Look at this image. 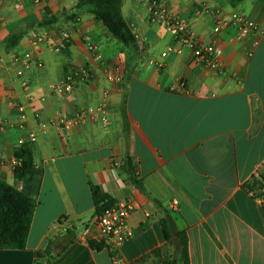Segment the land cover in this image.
Segmentation results:
<instances>
[{
    "label": "crops",
    "instance_id": "obj_1",
    "mask_svg": "<svg viewBox=\"0 0 264 264\" xmlns=\"http://www.w3.org/2000/svg\"><path fill=\"white\" fill-rule=\"evenodd\" d=\"M78 1L0 3V178L27 189L11 169L17 140L27 130L37 131L30 145L42 173L32 185L37 206L27 247L0 250V264H47L49 242L56 254L50 264H132L167 245V212L187 235L190 264H264V204L244 190L264 165V2L164 0L204 44L216 47L223 69L214 71L187 49L163 58L168 47H179L174 32L151 21L145 2L124 0L123 16L139 44L130 69L131 53L93 16L67 19ZM220 14L245 16L260 30L245 37L236 28L216 34ZM53 16L55 24L39 26ZM57 29L72 36L66 51L43 45L36 65L17 62L31 50L34 35L64 33ZM15 35L22 39L10 48ZM90 43L101 59L89 52ZM106 63L118 69L120 83L108 80ZM80 67L91 70L90 82L71 94L53 91ZM181 81L188 93L179 90ZM106 93L104 115L70 131L59 126L60 117L98 106ZM16 103L25 106V130L17 128ZM127 157L138 166L140 186L126 171ZM92 186L132 207L133 237L115 250V258L95 228ZM90 240L105 247L94 250ZM155 263L150 258L145 264Z\"/></svg>",
    "mask_w": 264,
    "mask_h": 264
},
{
    "label": "trees",
    "instance_id": "obj_2",
    "mask_svg": "<svg viewBox=\"0 0 264 264\" xmlns=\"http://www.w3.org/2000/svg\"><path fill=\"white\" fill-rule=\"evenodd\" d=\"M124 0H79L71 14L66 15L68 20L76 21L82 15L89 14L101 23L108 32L117 39L123 47L131 53L133 68L139 58V44L133 27L126 21L122 13ZM244 0H229L232 6ZM264 2V0H262ZM58 21L56 17L41 22L40 27H47ZM22 39V35H15L8 39V47H15ZM127 96V95H126ZM125 96L124 101H127ZM15 158L21 161V165L15 170V176L19 181L27 184V189L20 190L0 178V250H25L37 206L34 198L33 184L39 183L42 173L36 169L33 162L31 145H24L16 151ZM126 171L131 176L134 184L140 186L138 166L131 158L126 159ZM264 172L258 171L252 179L244 185V190L254 199L264 198ZM91 192L96 207V218L113 209L118 203L109 195L103 193L99 187L92 186ZM263 192V193H262ZM171 212H167V216ZM166 216V217H167ZM167 245L156 250L150 256H145L132 264H145L148 259L154 258L155 264H190L188 238L183 232L177 231L172 234L167 218L162 220ZM94 228V227H93ZM96 228V226H95ZM176 240L179 247H176ZM74 240H69L68 243ZM92 249L101 251L105 246L103 243L89 241ZM115 250L112 258H115ZM47 264L54 259L53 246L49 242L45 250Z\"/></svg>",
    "mask_w": 264,
    "mask_h": 264
},
{
    "label": "built area",
    "instance_id": "obj_3",
    "mask_svg": "<svg viewBox=\"0 0 264 264\" xmlns=\"http://www.w3.org/2000/svg\"><path fill=\"white\" fill-rule=\"evenodd\" d=\"M3 0H0V3ZM24 0H16V6L21 7ZM36 4L40 3V0H33ZM148 5L150 11V18L152 22L158 23L170 30L175 34V38L178 44V48L168 47L162 54L163 58H166L169 54H181L182 50L187 49L191 52L194 58L202 62L209 69L214 71H220L223 69V64L217 57L216 47L214 45L204 44L200 38H198L191 30L189 23L176 15L166 4L164 0H141ZM202 9V8H201ZM236 28L238 33L245 37L260 30V26L241 15H232L230 17L218 15L214 32L219 34L220 32L228 29ZM72 41V36L64 32L60 35L54 32H45L34 35L30 39L31 50L23 54L22 57L17 59V62L28 65H36L38 63L39 50L43 45H48L55 53H62L68 49ZM88 50L96 59H101L97 53L96 46L92 43L88 44ZM163 68L162 64L158 65ZM117 68L114 65L106 63L104 65V71L109 81L121 82V75L117 72ZM23 73L20 72L21 76ZM92 80L91 70L86 67L75 68L71 70L66 77H64L54 88L53 91L59 94H71L74 92L77 86L80 84L88 83ZM24 90H29L30 84L24 80ZM179 90L188 93L186 83L181 81L178 86ZM110 98L108 93L102 99L100 104L96 107H90L87 109L78 110L72 117H60L58 119L59 126L63 127V130L70 131L74 126L84 124L88 117L94 119L95 115H104L108 109ZM19 115L20 122L17 126L19 130H25L26 127V109L21 103L15 105ZM37 131L27 130L23 136L18 138V148L24 145L34 144L37 142ZM3 164V160L0 156V165ZM21 165V161L16 158L11 161V169L15 173V170ZM264 172V165L258 170ZM257 171V172H258ZM264 185V182H263ZM264 192V191H263ZM262 192V193H263ZM264 204V198L261 199ZM176 206V205H174ZM131 206L128 202L118 203L113 209L107 211L99 218L95 220V226L98 231V236L107 243H109L112 250H118L127 241L133 237V232L128 226V218L131 212ZM176 209V207H174Z\"/></svg>",
    "mask_w": 264,
    "mask_h": 264
},
{
    "label": "water",
    "instance_id": "obj_4",
    "mask_svg": "<svg viewBox=\"0 0 264 264\" xmlns=\"http://www.w3.org/2000/svg\"><path fill=\"white\" fill-rule=\"evenodd\" d=\"M167 221H168V225H169V229H170L171 233L175 234L177 232V228H176V224H175L172 216H168ZM176 247L177 248L179 247V241L178 240H176Z\"/></svg>",
    "mask_w": 264,
    "mask_h": 264
},
{
    "label": "rangeland",
    "instance_id": "obj_5",
    "mask_svg": "<svg viewBox=\"0 0 264 264\" xmlns=\"http://www.w3.org/2000/svg\"><path fill=\"white\" fill-rule=\"evenodd\" d=\"M56 30V29H55ZM57 33H62V32H64L63 30H60V29H57V31H56ZM112 63H117V62H115V61H111Z\"/></svg>",
    "mask_w": 264,
    "mask_h": 264
}]
</instances>
